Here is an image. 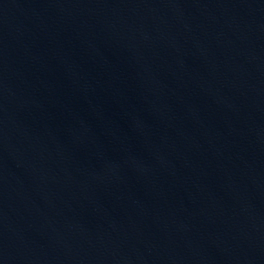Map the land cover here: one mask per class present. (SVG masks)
<instances>
[{
  "label": "water",
  "instance_id": "obj_1",
  "mask_svg": "<svg viewBox=\"0 0 264 264\" xmlns=\"http://www.w3.org/2000/svg\"><path fill=\"white\" fill-rule=\"evenodd\" d=\"M0 264H264V0H0Z\"/></svg>",
  "mask_w": 264,
  "mask_h": 264
}]
</instances>
